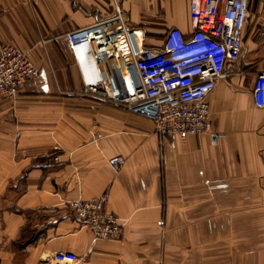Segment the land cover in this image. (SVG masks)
Instances as JSON below:
<instances>
[{
	"label": "crops",
	"instance_id": "crops-1",
	"mask_svg": "<svg viewBox=\"0 0 264 264\" xmlns=\"http://www.w3.org/2000/svg\"><path fill=\"white\" fill-rule=\"evenodd\" d=\"M117 1L148 47L169 28L192 31L189 0ZM113 4L0 0V43L39 71L0 100V264H264V106L252 97L264 71V0L248 1L240 56L207 97L210 131L186 138L68 92L77 81L63 35ZM104 192L103 208L122 223L113 239L93 238L65 205ZM23 228L30 236L17 248ZM57 251L75 260L56 262Z\"/></svg>",
	"mask_w": 264,
	"mask_h": 264
},
{
	"label": "built area",
	"instance_id": "built-area-1",
	"mask_svg": "<svg viewBox=\"0 0 264 264\" xmlns=\"http://www.w3.org/2000/svg\"><path fill=\"white\" fill-rule=\"evenodd\" d=\"M248 1L189 0L191 33L186 36L179 28H169L156 48L145 46L142 29L127 25L114 0L110 16L63 35L78 87L69 93L139 114L163 137L209 132L207 97L225 76L226 62L240 56ZM137 31L143 36L139 41ZM38 74L25 51L0 43V100L15 97L18 87ZM252 97L256 106H264V71L255 73ZM123 162L119 155L108 159L114 171ZM106 198L104 192L65 201L93 238L113 239L120 233V218L103 208ZM52 257L56 262L75 260L66 251Z\"/></svg>",
	"mask_w": 264,
	"mask_h": 264
},
{
	"label": "trees",
	"instance_id": "trees-1",
	"mask_svg": "<svg viewBox=\"0 0 264 264\" xmlns=\"http://www.w3.org/2000/svg\"><path fill=\"white\" fill-rule=\"evenodd\" d=\"M146 46V45H145ZM22 236H21V240L18 242V243H16V247L17 248H21L22 247V245H23V243H25L28 239H29V237L28 236H30V233L28 232V230H26L25 228H23V230H22V234H21ZM25 240V241H24ZM24 241V242H23Z\"/></svg>",
	"mask_w": 264,
	"mask_h": 264
},
{
	"label": "bare ground",
	"instance_id": "bare-ground-1",
	"mask_svg": "<svg viewBox=\"0 0 264 264\" xmlns=\"http://www.w3.org/2000/svg\"><path fill=\"white\" fill-rule=\"evenodd\" d=\"M137 34H138V41H139V39H142V35H141V31H137Z\"/></svg>",
	"mask_w": 264,
	"mask_h": 264
},
{
	"label": "rangeland",
	"instance_id": "rangeland-1",
	"mask_svg": "<svg viewBox=\"0 0 264 264\" xmlns=\"http://www.w3.org/2000/svg\"><path fill=\"white\" fill-rule=\"evenodd\" d=\"M128 25V24H127ZM150 37H159V38H161V36H150ZM76 89H78V87L76 88ZM75 89V90H76ZM71 91H74L73 89L72 90H70V91H68V92H71ZM71 94V93H70ZM74 95V94H73Z\"/></svg>",
	"mask_w": 264,
	"mask_h": 264
}]
</instances>
